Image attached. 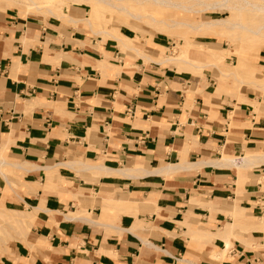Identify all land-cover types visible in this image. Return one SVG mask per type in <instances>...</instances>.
<instances>
[{
	"label": "crops",
	"instance_id": "0c3cea01",
	"mask_svg": "<svg viewBox=\"0 0 264 264\" xmlns=\"http://www.w3.org/2000/svg\"><path fill=\"white\" fill-rule=\"evenodd\" d=\"M199 32L192 66L167 59L168 33L123 49L0 11V201L36 215L0 264H264V161L212 162L264 154V99L219 77L221 37Z\"/></svg>",
	"mask_w": 264,
	"mask_h": 264
},
{
	"label": "rangeland",
	"instance_id": "374dc122",
	"mask_svg": "<svg viewBox=\"0 0 264 264\" xmlns=\"http://www.w3.org/2000/svg\"><path fill=\"white\" fill-rule=\"evenodd\" d=\"M58 1L59 3L53 5L55 13H51L47 9L39 11L35 7H32L26 0H0V11L15 8L26 16L43 19L55 17L60 19L64 29L74 28L76 31L92 34L95 37L101 36L103 39L113 36L107 31L97 33L95 30L100 31L102 29H109L115 34L122 35L120 33V28L128 27L136 34L135 39L129 38L131 41L130 44L137 46H139V44L148 43L150 39L159 32L168 33L174 39V45L171 47L170 56H176V58H178L173 61H184L190 63L192 66H198L200 64L189 57L188 49L199 47L197 44V38L201 35L199 31H204L209 35L221 37V39L217 41L214 40L215 42L213 44H209L210 46L206 47L212 53L211 56H214V59L224 60L223 63L226 64L223 65L222 62L216 64L217 68L220 69L223 74H220L219 77L222 79L228 77L237 78L238 81L245 83V88L249 90L253 96L264 99V86L261 87L262 85L260 84L264 82V79H258L262 77V72L259 71V59L261 50L264 48V28H262V25H264V11H259L251 6L241 9L218 7L202 11L197 10L199 8H206L207 4L213 1L221 0H200L203 2L201 4H198L195 0L190 1V4H196L193 10L176 7L174 5H157L151 0H89V4L83 2L78 3L79 0ZM252 1L264 4V0ZM70 13H77L81 16H89V14L92 16L94 15L93 26L91 27V25L85 21H80L79 23L71 22L68 19V14ZM223 17L226 19L227 23L231 24L227 28L223 26V28L220 29L216 26L214 29L207 30L205 29V25L199 22L209 20L210 18ZM188 21L191 22L188 24ZM122 47L123 49L130 48L125 45H122ZM224 48H226V50H223ZM219 52H223L224 56H217L215 58L214 54ZM145 58L149 59L151 57ZM254 81L258 82L255 83ZM239 86H241V83ZM253 103L256 111L263 109L260 107L257 99ZM0 156L5 158L2 155ZM263 176L262 174L256 177L255 182H260ZM262 181L263 182L260 184L261 191L257 193L258 195L264 194V179ZM2 205L0 201V209L5 208L4 205ZM7 212L8 211L4 213L0 212V256L6 252L13 241L22 236L17 233L16 227L10 223V217L5 215ZM14 212L16 211L9 210L8 214H14ZM263 217L264 215L257 219L258 223L261 222ZM255 229H260L264 232V229ZM203 239L208 240L211 238ZM262 245L264 247V243L252 244L251 246L257 248ZM227 253L221 258H224Z\"/></svg>",
	"mask_w": 264,
	"mask_h": 264
},
{
	"label": "bare ground",
	"instance_id": "6f19581e",
	"mask_svg": "<svg viewBox=\"0 0 264 264\" xmlns=\"http://www.w3.org/2000/svg\"><path fill=\"white\" fill-rule=\"evenodd\" d=\"M32 7H35L37 10H43V9H47L48 11H50L51 13H55V10L53 8V5L54 4H57L59 3L58 0H44V1H39V0H26ZM151 1H154L157 5H165V6H169V5H174L176 7H181V8H184V9H189V10H193L195 9V5L196 4H190V1H194V0H187V1H184V0H181V1H177V0H151ZM197 1L198 4H201L203 3L202 1L200 0H195ZM80 2H83V3H87L89 4V0H79L78 3ZM27 3V4H28ZM29 5V6H30ZM248 6H251L252 8L254 9H257L259 11H264V4L263 3H259V2H254L252 0H221V1H213L211 2L210 4H207L206 8H199L197 9L198 11H202V10H207V9H211V8H227V9H234V8H245V7H248ZM111 15V14H110ZM68 19L73 22V23H79L80 21H85L87 22L88 24L91 25V27L93 26L94 22H93V16L89 14V16H81V15H77V14H68ZM95 17V16H94ZM200 23H202V25H205V29L209 30V29H214L217 25H222L224 26L225 28H227L229 25H231L230 23H227L226 22V19H222V18H216V19H209V20H206V21H199ZM199 23V25H200ZM76 26V25H75ZM262 28H264V25H262ZM107 31L109 34H111L113 37L115 38H118L121 40V44L120 45H125L126 47H131L133 48V46H129L131 45V41L129 38H124V36H121V35H118V34H115L113 31L109 30V29H105V30H95V32L97 33H100V32H105ZM119 41V40H118ZM223 50H226V48H224ZM143 56L145 57H150V56H147V55H144L142 54ZM215 58L217 56H224L223 52H219V53H215ZM168 56V55H167ZM214 57V56H213ZM168 60H176L178 58H176V56H168L167 57ZM161 62V61H160ZM218 62H214L213 65H216ZM257 83V81L255 82ZM259 84V83H258ZM260 85V84H259ZM263 87L264 84H261ZM258 87V86H257ZM257 160H263L264 161V154H260V155H245V156H239V157H224L223 159L221 160H215V161H212L214 163H228V164H236V165H240L242 162H245V161H251V160H255V158ZM211 162V163H212ZM9 162L0 156V167L1 166H4V165H7ZM22 165V164H21ZM19 166V165H18ZM34 166V165H33ZM24 167V166H23ZM37 167V166H36ZM34 167V168H36ZM178 165L176 164H170L167 166V168L164 167V169H173V168H177ZM109 170V168H108ZM120 171V170H119ZM123 172H126L127 170H122ZM0 172L4 175V177L8 180V177L7 175L5 174V172H3L0 168ZM3 206V205H2ZM5 207V206H4ZM16 211V210H11V209H8V208H4V209H0V212L4 213L5 211ZM5 213V215L9 216L10 219L9 221H11L10 223L16 227V231L19 235H22V236H26L28 231L30 230V227L31 225L33 224L34 222V219L36 217L35 215V212H21L19 210L14 212V214H8ZM13 217V219H12ZM1 224V223H0ZM236 224L238 223H227L223 229V231L219 234V232L217 234H219L221 237L224 238L225 240V245L223 247V249L221 250L220 252V255L221 257L224 256L229 248L231 247V242H230V235L234 233V231L236 230ZM12 226V227H13ZM14 227V228H15ZM254 228H261V229H264L262 226L261 227H256L254 226ZM200 237H204V238H210L209 235H212V237H214V235L212 233H201L199 234ZM217 236V235H215ZM220 257V256H219Z\"/></svg>",
	"mask_w": 264,
	"mask_h": 264
},
{
	"label": "built area",
	"instance_id": "2783aa9c",
	"mask_svg": "<svg viewBox=\"0 0 264 264\" xmlns=\"http://www.w3.org/2000/svg\"><path fill=\"white\" fill-rule=\"evenodd\" d=\"M132 114H134V111L132 110Z\"/></svg>",
	"mask_w": 264,
	"mask_h": 264
}]
</instances>
